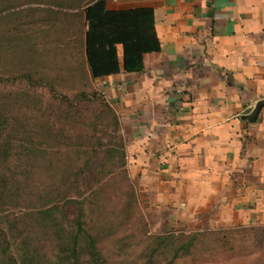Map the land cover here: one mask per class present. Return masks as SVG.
I'll list each match as a JSON object with an SVG mask.
<instances>
[{
  "label": "crops",
  "instance_id": "1",
  "mask_svg": "<svg viewBox=\"0 0 264 264\" xmlns=\"http://www.w3.org/2000/svg\"><path fill=\"white\" fill-rule=\"evenodd\" d=\"M152 7L160 50L94 83L128 137L127 164L170 220L264 223V0H106ZM120 50V45L117 46Z\"/></svg>",
  "mask_w": 264,
  "mask_h": 264
},
{
  "label": "trees",
  "instance_id": "2",
  "mask_svg": "<svg viewBox=\"0 0 264 264\" xmlns=\"http://www.w3.org/2000/svg\"><path fill=\"white\" fill-rule=\"evenodd\" d=\"M71 2L80 8L71 17L81 19L76 35L83 54L79 74L87 79L94 81L121 69L142 72L144 55L160 50L152 7L110 9L106 0ZM9 8L7 5L6 9ZM18 12H8L1 18L11 19L12 25H16ZM7 33L8 28H0V38ZM83 100L96 103L91 122L106 121L116 130L118 115L102 92L92 91L87 95L80 91L72 99L64 95L59 99L66 110ZM24 101V96L0 92V264H126L117 255L125 246L121 242L124 239L117 235L120 223L106 226L105 219L94 222L89 215L97 207L104 178L113 174L114 167H124L125 145L110 146L97 164L92 162L101 144L91 136H82L85 146L75 145L74 157L58 153L49 147L70 139L69 136L42 123L31 128L17 126L20 117L15 110ZM90 177L93 183L89 195H81L80 182ZM126 179L125 194L131 209L126 210V219L132 220L136 199L132 184ZM71 189L78 198L67 196ZM70 204L74 206V214L67 218ZM138 220L144 229V222ZM199 235L193 233L182 241L174 233L153 235L151 238L156 243L148 248L144 260L150 264H174L180 258L193 259ZM110 244L116 248L112 249Z\"/></svg>",
  "mask_w": 264,
  "mask_h": 264
},
{
  "label": "rangeland",
  "instance_id": "3",
  "mask_svg": "<svg viewBox=\"0 0 264 264\" xmlns=\"http://www.w3.org/2000/svg\"><path fill=\"white\" fill-rule=\"evenodd\" d=\"M71 1L0 0V28H8V33L0 38V92L24 96L23 105L15 110L16 116L20 117L17 126L31 128L42 123L70 137L49 147L58 153L74 157L75 145L84 147L83 137L91 136L101 144L97 158L92 162L97 164L104 159L110 146H126L128 137L121 131L119 121L116 130L106 121L91 122L96 103L83 100L66 110L65 104L59 101L60 95L72 99L80 91L87 95L97 91L103 93L115 110L100 85L79 74L83 54L76 35L81 28V19H73L71 14L80 8H76L77 4H70ZM7 5L9 9H6ZM8 12H18L16 25H12L11 19L5 21L1 18ZM126 177L136 199L132 220L126 219V210L131 211L125 194ZM90 182L91 177L80 182L81 195H89L93 183ZM103 183L97 207L89 214L85 202V210L94 222L105 219L106 226L120 223L117 235L124 239L121 242L125 246L117 251V255L125 259L126 264H150L144 259L148 248L156 243L151 238L153 235L174 233L182 241L196 232L201 235L194 258H180L174 264H264V223L219 227L191 220H170L173 217L169 212L152 204L149 187L145 190V185L142 187L134 179V170L126 159L124 167H114L113 174L107 175ZM67 196L79 197L72 189ZM73 208V204L67 206V218L73 216ZM138 218L144 222V229ZM110 247L116 248L113 244Z\"/></svg>",
  "mask_w": 264,
  "mask_h": 264
},
{
  "label": "water",
  "instance_id": "4",
  "mask_svg": "<svg viewBox=\"0 0 264 264\" xmlns=\"http://www.w3.org/2000/svg\"><path fill=\"white\" fill-rule=\"evenodd\" d=\"M263 105H264V99L259 100V101L255 104V106L253 107V109L249 112V114L246 116V118H247L248 120H251V121L255 120L256 117H257V115H258V113H259L260 108H261Z\"/></svg>",
  "mask_w": 264,
  "mask_h": 264
}]
</instances>
